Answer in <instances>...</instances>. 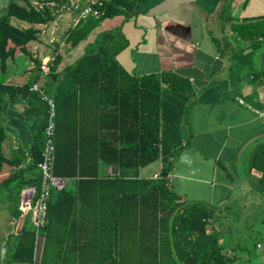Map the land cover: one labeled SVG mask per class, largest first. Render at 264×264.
Here are the masks:
<instances>
[{"label":"crops","instance_id":"crops-1","mask_svg":"<svg viewBox=\"0 0 264 264\" xmlns=\"http://www.w3.org/2000/svg\"><path fill=\"white\" fill-rule=\"evenodd\" d=\"M87 1L70 0L67 6L75 3L85 6L90 0ZM227 5L228 19H223ZM66 11L72 19L57 42L62 55L59 71L74 65L86 48L106 33L113 36L109 40L110 52L129 75L141 79L176 74L191 83L195 95L181 123V151L168 173L172 194L187 204L223 207L235 198V188H243L250 181L254 183L250 180L252 176L257 179L254 185H259L260 178L253 174L256 171L240 179L225 172H229L231 163L237 160L250 167L257 144H251L241 154L242 149L252 138L264 134V42L258 37L263 22L256 21L264 18V0H141L135 13L103 20L75 48L66 44L64 37L80 21L77 12L70 7ZM236 32H243L245 38L240 39ZM54 41L51 40L52 44ZM258 45L260 47L256 48ZM56 47L54 44V50ZM233 48L240 49L235 58ZM54 50L41 61L54 58ZM29 61L23 65L22 72L14 75L19 76L14 79L17 85L24 84L22 82L33 75L34 64ZM26 104L13 103L6 98L0 121L7 135L3 144L6 157H23L18 169L31 179L33 175L26 170L32 162V145L39 121L26 115ZM148 167L119 172L100 163L97 174L100 180L114 179L120 173L128 179L161 175L154 172L146 177L144 170ZM11 173L9 168L1 172L0 184ZM112 192L109 185L72 182L65 194H53L49 224L37 238L34 261L13 264H83L80 255H113L110 244L122 234L114 214ZM16 197L12 188H0V199H6L5 203L0 201V258L7 259L10 255L23 227L13 213L16 203L12 198ZM224 223L215 215L209 229L222 234L225 246L223 231L228 228ZM122 229L129 233V226L123 222ZM260 242V239L256 242L257 250L264 249V243ZM236 248L229 249L239 254L234 264H264L263 256L247 247Z\"/></svg>","mask_w":264,"mask_h":264},{"label":"trees","instance_id":"trees-1","mask_svg":"<svg viewBox=\"0 0 264 264\" xmlns=\"http://www.w3.org/2000/svg\"><path fill=\"white\" fill-rule=\"evenodd\" d=\"M139 2L141 0L104 1L102 6H97L100 18L81 20L67 32L64 42L72 48L77 47L103 20L131 15ZM52 3L59 6L69 4V0H46L45 6L40 7L28 0H9L0 15L2 71H6L8 60H14L17 55H26L34 64L33 75L26 83L0 82V114L2 103L9 98L13 103H27L26 115L39 121L32 145V162L26 170L33 175L31 179L18 169L23 157H6L3 144L7 135L0 126V173L6 168L12 172L2 181L0 188L16 191L17 197L12 198L16 203L14 215L20 217L17 203L21 191L27 186L38 187L40 184L38 165L42 161L49 118L48 104L30 89L38 83L43 84V88L51 84L54 89L52 98L56 103L53 173L68 179V185L74 182L77 185L111 186L115 198L114 214L122 234L110 244L113 255H80L83 264L237 262L238 252L224 246L220 232L209 229L214 211L198 203L182 202L168 187L167 175L181 148L182 119L195 95L189 80L167 73L141 79L129 75L110 52L109 40L113 36L106 33L86 48L80 60L63 71H59L62 55L56 43L54 59L50 62L51 72L43 79L41 59L35 56L30 46L40 41L41 30L36 26L55 21ZM228 11L227 5L223 19H228ZM12 20L25 23L27 27H18ZM261 21L263 25L259 27L258 37L264 42V18ZM237 51L240 49H232V57L235 58ZM255 144L248 175L256 171L253 174L260 175L259 184L264 186V138ZM160 159L164 164L158 178L128 179L122 173L114 179L98 178L100 163L119 172L137 171ZM122 222L129 226V233L123 231ZM36 235V229L26 221L14 249L7 259L0 258V264L33 262Z\"/></svg>","mask_w":264,"mask_h":264},{"label":"rangeland","instance_id":"rangeland-1","mask_svg":"<svg viewBox=\"0 0 264 264\" xmlns=\"http://www.w3.org/2000/svg\"><path fill=\"white\" fill-rule=\"evenodd\" d=\"M28 1L32 3L34 6H38V7L43 5L45 6L46 3V0H28ZM8 3L9 0H0V15L6 9ZM21 4H25V3L21 2ZM56 4L57 3H52L50 5L54 8L55 21H53L52 23L46 26L44 25L36 26L41 30L40 41L34 42L30 46V50L34 52L35 56H38V58L41 60L47 54L50 55L53 52L54 44H56L58 40L62 38L65 30L71 24L72 16L66 10L72 5L70 4V6H67V4L63 3L64 5L61 4L58 6ZM260 20L261 18L256 21H260ZM12 23L18 27H27V24L19 22L17 20H12ZM44 30L46 31L45 33L43 32ZM236 33L240 39H243L245 37L243 35V32H236ZM51 40H55L53 44ZM38 51L40 53H38ZM52 56H54V54ZM254 57L255 59L259 58L258 55ZM29 60L30 59L24 54L17 55V57L14 60L12 59L8 60L7 62L8 67L6 71L3 72L1 69L2 64L0 59V82L8 83V81H11L9 83L16 84V82H14V79L18 78L19 76L14 77V75L22 72L23 65ZM29 62L33 64L31 60ZM12 63H17V64L16 66H13ZM42 78L46 79L43 76ZM27 81L28 78H26V80L23 81L22 83H25ZM45 92L47 96L54 97L53 96L54 89L51 84L45 86ZM0 126H3L2 121H0ZM181 141L183 142V137H181ZM253 144H255V142L252 143V145ZM180 151L181 149L178 150L177 154H179ZM163 164L164 163L160 159L159 161L155 162V164L149 166L146 170H144L146 177H149V175L153 174L154 172H158L159 174H161L163 172L161 169ZM230 168L232 169H229L228 170L229 172H225V173L230 174L232 177H235L236 179L242 176L245 177L249 176L248 175L249 172L247 171H250V167L244 164V161L239 162L237 160L234 163L232 162ZM131 172H135V171L132 170ZM250 180H253L254 183L257 182L256 181L257 179L254 178V176H252ZM250 183L251 181L247 182L243 188H241L240 186L235 188L236 192L233 194V197L235 196V198L231 202L226 203L223 207L216 206L217 208L220 209L214 210L215 214L213 215L219 216L221 220L225 221L224 224H227L224 225L226 229L227 228L228 229L226 232L223 231L224 233L223 239H225L226 241L225 246L227 245L226 247L228 249H230L231 247L237 249L236 247L243 246V247H247L250 251H254V253L264 257V249L257 250L255 246L258 239L262 240V242H260L261 244L264 243V188H263L264 186L260 185L259 183H258L259 185L255 186L254 183L252 184ZM0 201L5 203L6 199L2 198L0 199ZM0 227H2L1 220H0ZM259 233H261V236L257 235ZM1 235L2 234L0 233V238Z\"/></svg>","mask_w":264,"mask_h":264},{"label":"built area","instance_id":"built-area-1","mask_svg":"<svg viewBox=\"0 0 264 264\" xmlns=\"http://www.w3.org/2000/svg\"><path fill=\"white\" fill-rule=\"evenodd\" d=\"M104 1L109 0H90L85 6L78 3L72 4L70 10L78 12V21L88 18L99 19L101 16L97 6H102ZM54 58L41 63V72L43 77L47 78L50 74V62ZM31 92L38 93L49 106L48 125L45 129L46 141L42 152V161L39 163L41 171V180L38 187L27 186L20 193L19 211L20 224L23 226L26 221L36 229V236L39 238L40 232L49 224V206L52 195L62 192L68 186V179L54 175L53 169L56 158V103L52 97L47 96L43 84H34ZM159 177L156 175V178ZM169 174L167 179H169Z\"/></svg>","mask_w":264,"mask_h":264},{"label":"water","instance_id":"water-1","mask_svg":"<svg viewBox=\"0 0 264 264\" xmlns=\"http://www.w3.org/2000/svg\"><path fill=\"white\" fill-rule=\"evenodd\" d=\"M262 138H264V134H261V135H259V136H256V137L252 138V139L246 144V146H244V148L242 149L241 154L243 153V151H244L248 146H250L252 143H254V142H256V141H258L259 139H262ZM241 154H240V155H241ZM215 208L218 209L217 207H212L211 209H212V210H215Z\"/></svg>","mask_w":264,"mask_h":264}]
</instances>
